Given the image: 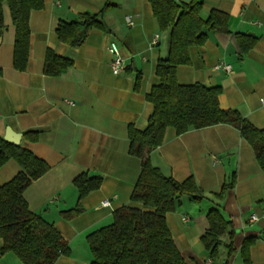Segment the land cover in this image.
Instances as JSON below:
<instances>
[{"label":"crops","instance_id":"obj_1","mask_svg":"<svg viewBox=\"0 0 264 264\" xmlns=\"http://www.w3.org/2000/svg\"><path fill=\"white\" fill-rule=\"evenodd\" d=\"M108 1L112 6L103 11V29L92 28L82 45L70 47L57 39L59 19L69 21L78 13H97L106 1L43 0L42 9L30 12L29 58L23 71L12 65L15 31L7 6L3 8L0 137L4 138L8 129L21 133L19 143L49 166L22 194L29 210L52 223L68 245V254L60 255L54 264H89L92 253L86 236L109 224L117 207H141L129 200L141 161L128 152L127 128L143 129L147 124L153 106L145 96L158 83L154 66L167 54L168 32L159 30L148 0ZM200 1L203 17L212 9L223 11L232 33L252 36L255 42L245 54L238 55L230 37L207 31L204 44L189 48L190 63L177 67V81L220 86L221 108L236 110L255 127L264 128V0ZM126 16L133 20L132 26L125 22ZM154 35L158 41L153 45ZM111 41L119 46L129 70L111 72L107 50ZM47 49L71 59L73 65L58 76L45 75ZM221 62L230 65V72L215 68ZM137 70L142 78L136 91ZM31 131L37 132V140L26 137ZM175 133L172 127L166 128L163 142L150 152L151 163L176 181L194 177L207 196L198 203L182 199L165 215L180 256L186 264H246L241 246L244 239L253 238L248 251L250 264H264V172L251 146L228 124ZM19 169L14 159L7 160L0 167V184ZM82 172L100 175L101 185L81 200L79 214L66 219L62 211L77 202L72 181ZM232 173L234 182L225 188L220 205L234 228V251L228 255L220 246L213 259L201 241L208 227L206 212L213 203L212 194ZM105 199H110V206L103 205ZM253 212L258 219L249 222ZM0 264L23 262L10 251L0 255Z\"/></svg>","mask_w":264,"mask_h":264},{"label":"trees","instance_id":"obj_2","mask_svg":"<svg viewBox=\"0 0 264 264\" xmlns=\"http://www.w3.org/2000/svg\"><path fill=\"white\" fill-rule=\"evenodd\" d=\"M96 13H78L75 19H59L55 33L57 39L70 47L84 43L92 28L103 29V11L112 6L105 0ZM43 0H0V29L3 27V8L7 6L15 31L12 65L15 70L27 67L30 48L29 16L32 10L42 9ZM157 26L161 32H168L167 54L158 58L155 74L158 83L146 93V100L153 108L143 129L128 126V152L140 159V172L131 189L130 203L141 207L125 205L112 213V221L91 231L86 241L92 253L89 264H186L175 246L167 227V213L173 212L182 199L198 203L207 198L205 192L189 176L176 181L164 174L150 160V152L163 142L166 128L172 127L175 134L190 129H199L216 124H228L239 131L240 136L251 146L254 158L264 172V128H257L238 111L223 109L218 97L221 87L200 82L181 84L176 78V69L190 63L189 48L201 46L207 39V31L219 37L228 36L235 44L238 55L245 54L255 38L246 34L232 33L227 25L228 15L212 9L206 17L201 15L202 2L190 0H148ZM73 65L71 59L47 49L44 55L43 73L58 76ZM130 67V66H129ZM124 68L129 70L130 68ZM140 70L135 72L133 89L141 83ZM31 140H37V132L25 133ZM14 159L20 169L8 181L0 184V255L15 254L23 264H54L60 255L69 252L66 241L54 225L40 214L31 212L22 193L31 182L48 169V164L35 156L20 143L13 144L0 137V167ZM100 175L82 172L73 179L77 202L71 209L62 211L70 219L83 208L81 200L99 188ZM234 182V173L221 189L214 192L213 203L206 212L208 227L201 241L210 258L218 256L219 247L224 246L227 254L234 251L232 237L234 228L223 215L220 200L225 188ZM253 238L244 239L241 252L246 264H250L249 247Z\"/></svg>","mask_w":264,"mask_h":264},{"label":"built area","instance_id":"obj_3","mask_svg":"<svg viewBox=\"0 0 264 264\" xmlns=\"http://www.w3.org/2000/svg\"><path fill=\"white\" fill-rule=\"evenodd\" d=\"M125 22L129 25L132 26L133 25V20L126 16L125 17ZM158 41V35H154V37L151 40V44H156ZM107 50L109 52V54L111 55V60H110V68H111V72L113 74H119L121 72H123L124 68H125V62H124V58L121 56L120 53V48L119 46L111 41L108 46H107ZM216 69H222L226 72H230L231 67L229 64H226L224 62L218 63L215 65ZM261 102L264 103V98L261 99ZM103 205L104 206H110V199H105L103 201ZM258 219V217L256 216V214H254V212L248 217V221L249 222H253L256 221ZM188 218L186 216L183 217V221H187Z\"/></svg>","mask_w":264,"mask_h":264},{"label":"water","instance_id":"obj_4","mask_svg":"<svg viewBox=\"0 0 264 264\" xmlns=\"http://www.w3.org/2000/svg\"><path fill=\"white\" fill-rule=\"evenodd\" d=\"M21 136H22L21 133H15L8 129L4 135V139L13 144H19Z\"/></svg>","mask_w":264,"mask_h":264}]
</instances>
